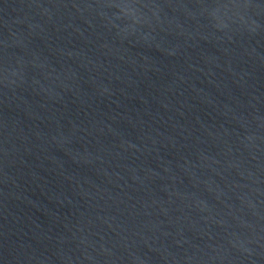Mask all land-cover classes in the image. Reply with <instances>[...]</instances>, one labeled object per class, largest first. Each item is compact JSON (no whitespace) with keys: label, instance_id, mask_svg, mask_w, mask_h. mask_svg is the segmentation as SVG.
<instances>
[{"label":"water","instance_id":"1","mask_svg":"<svg viewBox=\"0 0 264 264\" xmlns=\"http://www.w3.org/2000/svg\"><path fill=\"white\" fill-rule=\"evenodd\" d=\"M0 264H264V0H0Z\"/></svg>","mask_w":264,"mask_h":264}]
</instances>
